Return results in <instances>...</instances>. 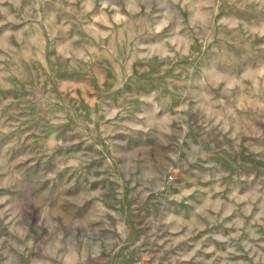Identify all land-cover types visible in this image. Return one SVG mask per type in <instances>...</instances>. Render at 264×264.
Returning a JSON list of instances; mask_svg holds the SVG:
<instances>
[{
  "label": "rangeland",
  "instance_id": "obj_1",
  "mask_svg": "<svg viewBox=\"0 0 264 264\" xmlns=\"http://www.w3.org/2000/svg\"><path fill=\"white\" fill-rule=\"evenodd\" d=\"M138 262L264 264V0H0V264Z\"/></svg>",
  "mask_w": 264,
  "mask_h": 264
},
{
  "label": "crops",
  "instance_id": "obj_2",
  "mask_svg": "<svg viewBox=\"0 0 264 264\" xmlns=\"http://www.w3.org/2000/svg\"><path fill=\"white\" fill-rule=\"evenodd\" d=\"M156 186V185H155ZM140 193H136L132 198L130 194L128 195H123L120 194V206L122 208H125L126 210H138L140 213L150 210L154 203H157L158 199L152 198V194L156 193L158 191V188L154 187L153 185L147 184V183H141L140 184V190H138ZM128 200H133L135 201V205L130 206L127 204ZM128 207V208H127Z\"/></svg>",
  "mask_w": 264,
  "mask_h": 264
},
{
  "label": "built area",
  "instance_id": "obj_3",
  "mask_svg": "<svg viewBox=\"0 0 264 264\" xmlns=\"http://www.w3.org/2000/svg\"><path fill=\"white\" fill-rule=\"evenodd\" d=\"M166 180L167 181H172L173 180V175L171 173L166 175ZM137 264H141V263L138 262Z\"/></svg>",
  "mask_w": 264,
  "mask_h": 264
}]
</instances>
